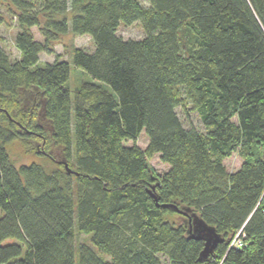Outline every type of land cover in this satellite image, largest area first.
<instances>
[{
    "label": "trees",
    "instance_id": "trees-1",
    "mask_svg": "<svg viewBox=\"0 0 264 264\" xmlns=\"http://www.w3.org/2000/svg\"><path fill=\"white\" fill-rule=\"evenodd\" d=\"M5 1L19 58L0 36V264H264V0ZM138 20L141 38L117 34ZM68 30L94 42L70 49L93 79L72 94L54 49ZM177 106L206 130L185 127ZM142 129L146 149L123 143ZM15 140L41 155L51 140L63 159L15 165ZM156 153L169 165L160 175ZM194 215L221 236L203 259Z\"/></svg>",
    "mask_w": 264,
    "mask_h": 264
},
{
    "label": "rangeland",
    "instance_id": "rangeland-1",
    "mask_svg": "<svg viewBox=\"0 0 264 264\" xmlns=\"http://www.w3.org/2000/svg\"><path fill=\"white\" fill-rule=\"evenodd\" d=\"M140 2L144 5L148 4L146 0H140ZM0 10L6 19L5 22L0 25V36L2 37V46L11 59H17L19 57V51L14 45V36L18 30L16 18L10 12L7 1L0 0ZM30 29L33 33L34 38L42 39V36L40 35L35 26H32ZM117 34L127 39L141 38L144 33L141 29L140 21L138 20L128 26L120 24L117 28ZM73 46L81 47L85 51L92 52L94 50V42L89 34L73 35L71 34L70 30H68L66 34L60 36V38L54 43V49L57 53H59L60 58L66 60L70 65V77L68 79L67 85L70 89L71 94L81 81L93 80L87 72L74 67L71 61L70 53V49ZM39 58L41 61H52L54 59V56L53 54L51 55L42 52L40 53ZM94 81L99 82L100 84L105 86L115 97H117L116 93L108 84L98 80ZM23 98L24 106H28V103H30V99H32V96L27 93L23 95ZM176 112L185 127H192L203 132L206 130V128L201 123L197 113L192 111L186 113L181 106L176 107ZM40 121L47 130H50V125L48 121L43 117L41 113ZM123 143L125 145H131L135 143L140 148L146 149L148 144V136L145 130L142 129V131L139 133V135L134 141L131 139H126ZM47 146V152H49L50 155H41V145H39L36 141L32 140L30 141L29 148H25L18 140H15L12 143L8 144L7 148L9 155L14 161L15 165H19L21 163H29L33 161L44 164L46 166H52L56 164L57 160L63 159V154L61 152L60 147L55 145L53 141L50 140ZM241 161L242 157L240 153L238 151H235L225 159V164L230 170H232L238 167ZM148 162L158 175L166 171L169 166L168 163L163 162L160 159L159 153L149 156ZM168 217L169 219H172L177 223L185 222L184 216L182 214H179L178 212L169 214ZM77 237L80 241H87V236L82 233L77 234ZM13 241L15 240L12 238L6 240V242Z\"/></svg>",
    "mask_w": 264,
    "mask_h": 264
},
{
    "label": "water",
    "instance_id": "water-1",
    "mask_svg": "<svg viewBox=\"0 0 264 264\" xmlns=\"http://www.w3.org/2000/svg\"><path fill=\"white\" fill-rule=\"evenodd\" d=\"M66 169L69 171L68 166L64 163ZM168 207H172L181 214H185V211L177 207L176 205L166 204ZM190 237L196 239H202L204 246L199 253V259L205 258L215 247L217 242L221 241V236L215 231L214 227L207 225L201 218L194 215L191 220Z\"/></svg>",
    "mask_w": 264,
    "mask_h": 264
},
{
    "label": "built area",
    "instance_id": "built-area-1",
    "mask_svg": "<svg viewBox=\"0 0 264 264\" xmlns=\"http://www.w3.org/2000/svg\"><path fill=\"white\" fill-rule=\"evenodd\" d=\"M238 234L239 233H237V235L231 240V242H230V244L231 245H240L241 243H240V240H239V238H238Z\"/></svg>",
    "mask_w": 264,
    "mask_h": 264
},
{
    "label": "crops",
    "instance_id": "crops-1",
    "mask_svg": "<svg viewBox=\"0 0 264 264\" xmlns=\"http://www.w3.org/2000/svg\"><path fill=\"white\" fill-rule=\"evenodd\" d=\"M18 58H19V57H18ZM236 168H237V167H236ZM236 168H235V169H236ZM232 170H233V169H232Z\"/></svg>",
    "mask_w": 264,
    "mask_h": 264
}]
</instances>
